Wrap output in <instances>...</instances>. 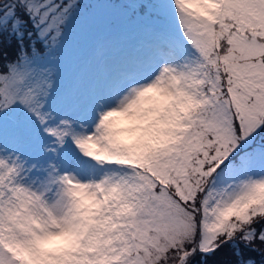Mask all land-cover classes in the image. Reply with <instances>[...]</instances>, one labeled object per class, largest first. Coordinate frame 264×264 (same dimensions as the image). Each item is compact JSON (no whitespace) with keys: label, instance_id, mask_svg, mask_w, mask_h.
<instances>
[{"label":"snow or ice","instance_id":"snow-or-ice-1","mask_svg":"<svg viewBox=\"0 0 264 264\" xmlns=\"http://www.w3.org/2000/svg\"><path fill=\"white\" fill-rule=\"evenodd\" d=\"M225 247L264 256V0H0V264Z\"/></svg>","mask_w":264,"mask_h":264},{"label":"trees","instance_id":"trees-1","mask_svg":"<svg viewBox=\"0 0 264 264\" xmlns=\"http://www.w3.org/2000/svg\"><path fill=\"white\" fill-rule=\"evenodd\" d=\"M6 50H8L6 48ZM256 252V253H255ZM245 258H252L258 259L259 255L257 251H252L249 249L244 250ZM197 261L201 260L202 258L197 256L195 258ZM236 259L235 256L232 255V249L230 247H225L219 253H217L213 257L208 258V264H225L226 261H234Z\"/></svg>","mask_w":264,"mask_h":264},{"label":"rangeland","instance_id":"rangeland-1","mask_svg":"<svg viewBox=\"0 0 264 264\" xmlns=\"http://www.w3.org/2000/svg\"><path fill=\"white\" fill-rule=\"evenodd\" d=\"M7 51L9 52V57H14L15 55V48L14 47H7ZM259 255L258 259H253L256 264H264V256L261 255L259 251H257ZM256 253V252H255Z\"/></svg>","mask_w":264,"mask_h":264}]
</instances>
